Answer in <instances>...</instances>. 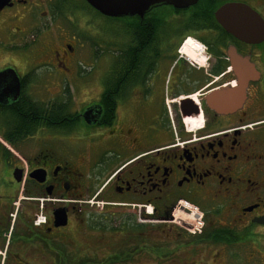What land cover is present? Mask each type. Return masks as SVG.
Returning a JSON list of instances; mask_svg holds the SVG:
<instances>
[{
    "label": "flooded vegetation",
    "instance_id": "1",
    "mask_svg": "<svg viewBox=\"0 0 264 264\" xmlns=\"http://www.w3.org/2000/svg\"><path fill=\"white\" fill-rule=\"evenodd\" d=\"M186 2L129 0L114 16L89 0H0V42L22 57L0 55L24 69L0 65L21 84L16 100L0 87V107L44 110L28 137L0 142V264H264V42L216 18L240 3L264 20V0ZM191 37L203 51L184 49ZM231 46L259 77L220 115L206 96L236 86ZM105 50L109 76L79 80V58Z\"/></svg>",
    "mask_w": 264,
    "mask_h": 264
},
{
    "label": "water",
    "instance_id": "2",
    "mask_svg": "<svg viewBox=\"0 0 264 264\" xmlns=\"http://www.w3.org/2000/svg\"><path fill=\"white\" fill-rule=\"evenodd\" d=\"M96 8L107 15L124 16L131 5L129 0H89ZM145 9L157 5H175L185 7L186 0H142ZM195 3L197 0H191ZM134 0L133 7H136ZM2 5H0L1 9ZM216 18L220 26L231 36L239 41L249 44L264 42V20L250 7L240 3H228L216 11ZM230 60L232 68L238 77L236 86L220 88L210 92L206 96L207 106L220 115H226L239 110L247 100V88L251 81L259 77L255 66L247 58L240 57L234 46L230 48ZM8 87L18 99L21 91L20 79L13 69L0 72V87ZM57 225L67 224L65 215L57 214Z\"/></svg>",
    "mask_w": 264,
    "mask_h": 264
},
{
    "label": "rangeland",
    "instance_id": "3",
    "mask_svg": "<svg viewBox=\"0 0 264 264\" xmlns=\"http://www.w3.org/2000/svg\"><path fill=\"white\" fill-rule=\"evenodd\" d=\"M192 41H196L194 38H189ZM195 50V48H194ZM0 53L4 54L6 56H14L15 58L20 59L22 55L18 54L15 50H11L10 46L8 44V41L0 42ZM6 58L2 55H0V65L7 64L12 67H16L20 73L24 71L23 66L21 67L19 63L14 61H11L10 59L6 61ZM118 60V56L115 53H111L108 50H105L102 54H100L97 58H94L92 56L84 55L79 58L78 62V68L83 73V79L79 80H85V82H100L104 81L109 76V69L110 66ZM4 64V65H5ZM25 70H27L25 68ZM38 95H47L46 90H39ZM4 126L2 122L0 121V139L2 140V144L6 145L7 147H10L8 143H6L2 135L4 133Z\"/></svg>",
    "mask_w": 264,
    "mask_h": 264
},
{
    "label": "trees",
    "instance_id": "4",
    "mask_svg": "<svg viewBox=\"0 0 264 264\" xmlns=\"http://www.w3.org/2000/svg\"><path fill=\"white\" fill-rule=\"evenodd\" d=\"M42 112H44L42 106L25 98L14 105L0 107V121L5 128L3 140L10 146H14L18 139L28 137L31 124L34 123V114ZM0 146H2L1 143Z\"/></svg>",
    "mask_w": 264,
    "mask_h": 264
},
{
    "label": "built area",
    "instance_id": "5",
    "mask_svg": "<svg viewBox=\"0 0 264 264\" xmlns=\"http://www.w3.org/2000/svg\"><path fill=\"white\" fill-rule=\"evenodd\" d=\"M188 41L191 42L190 45H191V46H194L195 49H196V51L201 52V51L204 50V46H203L201 43L196 42V41H191V40H188ZM188 41L185 43V45H184V49H185V47L187 46Z\"/></svg>",
    "mask_w": 264,
    "mask_h": 264
},
{
    "label": "bare ground",
    "instance_id": "6",
    "mask_svg": "<svg viewBox=\"0 0 264 264\" xmlns=\"http://www.w3.org/2000/svg\"><path fill=\"white\" fill-rule=\"evenodd\" d=\"M190 41H188V43H187V46L185 47V49L187 50V52H189V53H191V51H194V46H191L190 45ZM196 50V49H195ZM190 55V54H189Z\"/></svg>",
    "mask_w": 264,
    "mask_h": 264
}]
</instances>
